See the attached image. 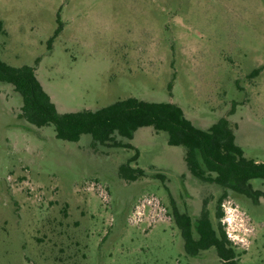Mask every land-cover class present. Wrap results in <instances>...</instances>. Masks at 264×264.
<instances>
[{"label":"rangeland","instance_id":"obj_1","mask_svg":"<svg viewBox=\"0 0 264 264\" xmlns=\"http://www.w3.org/2000/svg\"><path fill=\"white\" fill-rule=\"evenodd\" d=\"M0 57L34 66L60 112L173 102L202 129L227 118L264 161V0H0ZM22 103L0 81V264H223L215 248L186 253L174 209L195 222L206 203L216 228L225 190L195 177L167 132L115 135L133 148L66 141L28 123ZM136 153L145 174L125 180ZM226 192L238 264H264V197Z\"/></svg>","mask_w":264,"mask_h":264},{"label":"trees","instance_id":"obj_2","mask_svg":"<svg viewBox=\"0 0 264 264\" xmlns=\"http://www.w3.org/2000/svg\"><path fill=\"white\" fill-rule=\"evenodd\" d=\"M61 30L62 24L59 21L49 43ZM0 81L11 84L22 96L20 114L28 123L37 127L53 125L56 137L62 140L75 142L83 134H90L93 145L133 148L131 143L115 140V135L131 140L136 130L145 126L167 132L169 145L185 147V162L189 171L198 179L218 184L225 190L217 202L216 217L219 225L216 228L206 203L195 222L188 213L175 207L174 220L184 239L186 253L195 256L200 251L215 248L223 264H238L233 243L221 224L222 203L227 196L226 189L243 194L258 203L264 197V190L255 188L252 180L264 181V161L245 156L227 118L221 117L208 129H202L176 103L150 101L134 96L96 110L60 112L44 89L34 66H14L1 57ZM137 156L136 153L129 162L120 165L119 174L123 179L135 181L144 176L142 168L131 166Z\"/></svg>","mask_w":264,"mask_h":264},{"label":"built area","instance_id":"obj_3","mask_svg":"<svg viewBox=\"0 0 264 264\" xmlns=\"http://www.w3.org/2000/svg\"><path fill=\"white\" fill-rule=\"evenodd\" d=\"M228 236H230V234H228Z\"/></svg>","mask_w":264,"mask_h":264}]
</instances>
